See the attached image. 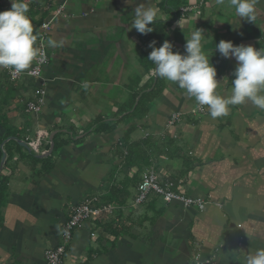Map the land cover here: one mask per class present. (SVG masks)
I'll use <instances>...</instances> for the list:
<instances>
[{
	"label": "crops",
	"instance_id": "1",
	"mask_svg": "<svg viewBox=\"0 0 264 264\" xmlns=\"http://www.w3.org/2000/svg\"><path fill=\"white\" fill-rule=\"evenodd\" d=\"M140 4L163 16L151 33L131 27ZM184 6L193 9L182 14ZM1 7L10 9V0ZM28 15L36 27L50 23L48 62L41 78L0 88L10 134L0 144L2 157L10 142L0 169V264H45L44 251L62 243V227L84 198L112 212L74 231L63 264H194L197 254L206 264H244L264 248V111L248 101L227 116L213 119L208 107L198 115L194 98L151 75L147 59L153 41L158 48L167 40L183 54L194 27L204 29L211 39L203 48L213 50L218 91L226 95L237 62L215 44L264 48V22L236 17L227 0H30ZM179 20L188 23L180 28ZM50 39L58 46L49 47ZM39 88L44 105L26 112ZM174 112L181 120L168 127ZM130 156L134 164L126 166ZM147 170L206 205L158 206L157 197L134 205ZM153 209L162 213L149 226L143 214Z\"/></svg>",
	"mask_w": 264,
	"mask_h": 264
},
{
	"label": "clouds",
	"instance_id": "2",
	"mask_svg": "<svg viewBox=\"0 0 264 264\" xmlns=\"http://www.w3.org/2000/svg\"><path fill=\"white\" fill-rule=\"evenodd\" d=\"M257 2L227 0V4L235 9L236 17L249 22L256 20ZM215 3L224 5L226 0H215ZM10 4V9L0 11V68L20 74L30 69L37 58L43 63L46 55L37 46L38 36L28 15L30 0H10ZM157 18L163 19L159 8L140 4L135 8L131 27L141 34L151 33L154 29L150 25ZM187 23V20L183 24L178 21L180 28ZM204 31L194 27L186 38L183 54L174 52L173 44L167 40L158 48L153 41L149 45L152 50L147 58L155 65L151 75L175 83L188 97L194 98V111L207 106L213 119L227 116L230 106L248 101L264 111V48L234 45L225 40L215 44L214 49L223 58L231 57L237 62L232 73L234 79L231 80L230 92L222 95L218 91L220 82L216 79V68L210 62L213 50L209 54L203 48L204 42L211 39L205 37ZM47 43L49 47L58 46L55 40L50 39ZM244 264H264V248L248 254Z\"/></svg>",
	"mask_w": 264,
	"mask_h": 264
},
{
	"label": "built area",
	"instance_id": "3",
	"mask_svg": "<svg viewBox=\"0 0 264 264\" xmlns=\"http://www.w3.org/2000/svg\"><path fill=\"white\" fill-rule=\"evenodd\" d=\"M192 9L193 7L191 6H184L181 7L180 11L182 14H184L188 11H192ZM61 12L62 7L59 6L55 10V14L59 15L61 14ZM49 25V22L41 23L38 31L37 46L41 47L42 51L46 55V59L44 60V62L41 63L39 58H37V60L33 62L30 69L20 74H16L9 69L1 68L2 70H5L7 72L11 81H18L24 76H28L34 79L41 78L42 69L48 62V56L46 53V39ZM43 105L44 90L42 88H39L37 94L34 95L32 99L26 102L25 111L36 113L40 111ZM205 108H207V106L197 109L196 114L199 115L204 113ZM181 117L182 115L179 112L172 113L166 123L167 126L173 127L174 125H176V123L180 122ZM151 196L161 198L165 204L178 203L185 208L195 207L200 210L204 205H206V201H204V199L199 197H192L185 194L182 187L178 183H175L170 179L160 183L155 172L153 170H147L143 173L142 180L137 185L133 204L142 205ZM96 200V198H84L80 203L73 207L72 215L62 227V243L52 248H48L44 251L43 256L45 264H63L62 260L65 253V245L72 239L74 231L82 228L86 221L96 219L104 213L112 212V208L110 206H97L95 204ZM196 256L197 257L195 258L194 264H206L198 258V254Z\"/></svg>",
	"mask_w": 264,
	"mask_h": 264
},
{
	"label": "trees",
	"instance_id": "4",
	"mask_svg": "<svg viewBox=\"0 0 264 264\" xmlns=\"http://www.w3.org/2000/svg\"><path fill=\"white\" fill-rule=\"evenodd\" d=\"M1 5L3 6V4L1 3ZM4 10H7V8H3V7H1L0 8V11H4ZM38 27H36V29H35V34L38 36V29H37ZM152 66V65H151ZM10 82L11 83H13V82H15V81H11L10 79H9V76H8V74H7V72L5 71V70H2L1 68H0V88L2 87V88H5V85H9L10 84ZM157 83V82H156ZM156 85V84H155ZM158 85V84H157ZM10 87V86H9ZM158 88H159V86H157L156 88H154V89H152L151 90V92H148V94H145L144 95V97H142V99L140 98L139 100H138V102H137V104L135 105V107H134V111L136 110V108H138V106L139 105H141V104H143L144 102H146L147 100H148V98H150L151 96H152V94L153 93H155V91L157 90L158 91ZM9 93H11V92H9ZM3 95H6V94H3ZM1 96L0 97V127L3 129V133L0 135V144L10 135L8 132H9V129H6V128H4V126H6L7 125V122H6V115H4L3 113H2V108H3V106L5 105V103H6V101H7V97H4V96ZM134 102L135 101H133L132 102V104L130 105V108H132L133 107V105H134ZM26 104V103H25ZM179 123V122H178ZM178 123H176V124H178ZM175 126V125H174ZM1 131V130H0ZM8 144H10V142H8L6 145H5V147H3V149H4V151L5 152H7V150H8V148H6L7 147V145ZM1 148H0V157H1ZM135 152V151H134ZM8 153V152H7ZM6 153V154H7ZM146 158V157H145ZM144 158V159H145ZM129 161H132L131 160V156L129 157V159H128ZM128 160H126V166H132V164H129L128 163ZM127 163H128V165H127ZM142 180V179H141ZM140 180V181H141ZM128 183H131V184H133L134 183V179H128ZM140 183V182H139ZM176 183V182H175ZM0 185L3 187V182L1 181L0 182ZM137 185H138V183H137ZM137 185H136V188H137ZM0 186V187H1ZM124 191H127V188H126V190H124ZM146 203V202H145ZM150 203H148V205H149ZM145 206V205H144ZM147 207V206H146ZM161 213H162V210H152V212L150 213L151 215H145V214H143V222H145V220H147L148 221V224H149V226H151V225H153L154 224V222L156 221V219L158 218V216L159 215H161ZM97 219H99V218H97ZM96 219V220H97ZM105 222H107V220L105 221ZM107 223H110V222H107ZM95 224L97 225V226H99L100 225V223L98 222V221H96L95 222ZM118 228H120V226L118 225Z\"/></svg>",
	"mask_w": 264,
	"mask_h": 264
},
{
	"label": "rangeland",
	"instance_id": "5",
	"mask_svg": "<svg viewBox=\"0 0 264 264\" xmlns=\"http://www.w3.org/2000/svg\"><path fill=\"white\" fill-rule=\"evenodd\" d=\"M255 14H256L258 20H260L261 22H264V0H258L257 5H256V13ZM261 17H262V19H261ZM34 29H36V26H34ZM37 29L39 31V27ZM46 41H47V39H46ZM32 79H34V78H32ZM137 110L139 111V108ZM128 163L134 164L132 161H129V160H128ZM128 163H127V165H128ZM135 194H136V192H135ZM151 197H155V196H151ZM161 204H162V199L158 198V206H160Z\"/></svg>",
	"mask_w": 264,
	"mask_h": 264
},
{
	"label": "water",
	"instance_id": "6",
	"mask_svg": "<svg viewBox=\"0 0 264 264\" xmlns=\"http://www.w3.org/2000/svg\"><path fill=\"white\" fill-rule=\"evenodd\" d=\"M23 147H25L26 149H28V147L26 146L25 143H21ZM5 158H6V153L3 151L2 152V157L0 159V169H1V166L4 164V161H5Z\"/></svg>",
	"mask_w": 264,
	"mask_h": 264
}]
</instances>
